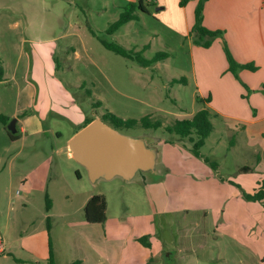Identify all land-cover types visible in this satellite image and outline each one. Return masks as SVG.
Masks as SVG:
<instances>
[{
    "label": "rangeland",
    "instance_id": "374dc122",
    "mask_svg": "<svg viewBox=\"0 0 264 264\" xmlns=\"http://www.w3.org/2000/svg\"><path fill=\"white\" fill-rule=\"evenodd\" d=\"M129 1L0 0V264H47L49 240L55 264H142L141 236L166 246L143 264H264V198L247 197L264 188V0H212L222 33L208 47L193 42L198 0L186 4L188 36L175 28L178 0H152L107 33ZM102 40L168 56L143 66ZM223 41L256 69L228 71ZM204 107L213 129L198 156L187 138L139 123L117 131L143 141L148 167L92 175L66 148L87 119L112 124L106 112L167 126ZM37 118L39 131L19 132ZM94 194L102 223L85 220Z\"/></svg>",
    "mask_w": 264,
    "mask_h": 264
},
{
    "label": "trees",
    "instance_id": "16d2710c",
    "mask_svg": "<svg viewBox=\"0 0 264 264\" xmlns=\"http://www.w3.org/2000/svg\"><path fill=\"white\" fill-rule=\"evenodd\" d=\"M188 1L190 0H179V6L183 7L185 6ZM207 0H198V3L194 10V23L192 32L194 34L193 42L197 45H201L203 47L210 46L212 40L217 36L220 35L222 32L218 29H209L203 24V9L204 4ZM152 3L151 1L146 0H135V1H129L127 5H125L122 12H120L119 17L106 29L107 33H113L116 30L119 29L120 26L124 25L125 23L136 19L138 16L136 14V10H140L142 12L148 13L149 11L147 9V4ZM224 43V51L226 53L227 61H228V71H231L233 74H237V68L238 67H246L250 70H255L256 67L251 64H239L237 63L229 51L225 41ZM102 44L105 48L113 51L116 54H119L124 57H134L138 60L140 64L143 66L150 65L152 63H155L159 60L165 59L168 56V53L165 51H159L155 53V55L150 58L146 59L141 57L139 54L140 51L137 52L135 56H132L130 51H128L126 48H124L122 45L115 43V42H108L106 40H102ZM145 48V46L143 47ZM0 72L2 73V69H0ZM1 77V76H0ZM182 79H172L171 82H179ZM202 100L209 102L210 96H207L206 98H201ZM200 100V98H198ZM211 116L212 113L207 108H201L198 111H196L192 117L186 118V119H180L175 120L174 123L171 125L163 126L161 121L151 119L148 115H145L140 118L139 121L136 119H122L112 113L106 112L104 114L105 119L108 118L112 124H109L113 128L117 130L118 126H124V127H131L136 124H140L144 128H158V127H164V129L169 133H175L176 135L180 136L181 138H187L189 142H191V150L195 155H199V150L203 146L205 139L209 136L213 129V125L211 122ZM8 119L6 116L0 114V120L5 124V120ZM94 118L87 119L85 123L79 127L81 129L83 126H85L87 123L92 121ZM104 121V120H103ZM105 122V121H104ZM108 124V123H107ZM78 129V130H79ZM8 135L11 139L17 138V130L16 132L10 133L9 131ZM208 161V159H206ZM205 160V161H206ZM250 200L253 201H262L264 198V188H259L257 191H254L253 194H248L247 196ZM51 206L50 200L47 198V205L46 209L48 210ZM106 202L105 197L102 194H94L92 195L84 206V216L85 220L88 223H102L106 220ZM146 236H141L138 238L139 241L143 242L145 244L144 240ZM49 247V256L47 259V264H55L54 262V256L51 249V243L50 240L48 242ZM71 264H80L79 261H74Z\"/></svg>",
    "mask_w": 264,
    "mask_h": 264
},
{
    "label": "water",
    "instance_id": "95a60500",
    "mask_svg": "<svg viewBox=\"0 0 264 264\" xmlns=\"http://www.w3.org/2000/svg\"><path fill=\"white\" fill-rule=\"evenodd\" d=\"M6 128L10 133H15L16 118ZM68 146L72 156L92 175L103 171L124 174L130 173L138 165L149 166L150 151L143 141L129 138L101 118L93 119L79 129L69 140Z\"/></svg>",
    "mask_w": 264,
    "mask_h": 264
},
{
    "label": "crops",
    "instance_id": "0c3cea01",
    "mask_svg": "<svg viewBox=\"0 0 264 264\" xmlns=\"http://www.w3.org/2000/svg\"><path fill=\"white\" fill-rule=\"evenodd\" d=\"M146 1H151V0H146ZM211 1L212 0H207L205 2V4H204V9H203V23L209 29L217 28V26H219L218 23H216L219 18L217 20L213 19L211 10H210V8H208V4ZM178 4H179V0H178ZM164 7L166 8V6H164ZM181 8H183V9L180 12L181 13V17L179 18L180 20L178 21L179 26H177L175 28L178 31H180L181 34H185V35L188 36V33L190 32V24H189V17H188V14L186 12V5L183 6V7H181ZM216 12H218L217 10L214 13L215 14H219V12L218 13H216ZM169 25L174 26L172 24H169ZM208 96H210V95H208ZM210 101H211V96H210ZM207 109H209V108H207ZM209 111H210V109H209ZM39 119L40 118H37L36 119V124L35 125H33L32 122H30V120L28 119L24 124L26 126H28L29 129H27L25 125H21L19 127V132H22L23 133V132H26L27 130H28L27 132H36V131H39L40 128H41L40 127L41 122H40ZM17 122H18V119H17ZM78 129L73 132L72 136L76 133V131H78ZM70 138L68 139L66 148L68 150V154L70 156H72L71 150L69 149V146H68V143H69ZM208 176H211V174L208 173ZM142 247H143L142 248L143 250H141V253H140V255L142 254V259L144 260V261H142V264L143 263H146V262H152V261H154V258H157V257H159L161 255H164L165 254V251H166V246L161 241H157L156 242L155 239H150V241L148 240L147 245H145V246L142 245ZM158 264H160V263H158Z\"/></svg>",
    "mask_w": 264,
    "mask_h": 264
}]
</instances>
